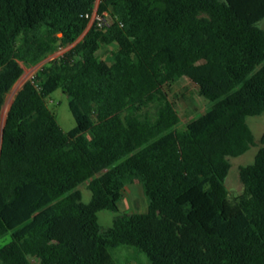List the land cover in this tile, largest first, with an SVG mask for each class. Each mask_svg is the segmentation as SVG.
<instances>
[{
  "label": "trees",
  "instance_id": "obj_1",
  "mask_svg": "<svg viewBox=\"0 0 264 264\" xmlns=\"http://www.w3.org/2000/svg\"><path fill=\"white\" fill-rule=\"evenodd\" d=\"M96 2L0 0V140L24 66L71 46L4 108L0 264H116L121 245L152 264H264V134L240 166L244 192L225 185L229 157L256 145L248 117L264 113V0ZM95 10L111 24L88 29ZM184 76L210 105L181 127L169 87ZM59 88L69 131L46 100ZM152 103L154 119L142 114ZM135 182L148 208L122 212ZM102 210L116 213L107 228Z\"/></svg>",
  "mask_w": 264,
  "mask_h": 264
},
{
  "label": "rangeland",
  "instance_id": "obj_2",
  "mask_svg": "<svg viewBox=\"0 0 264 264\" xmlns=\"http://www.w3.org/2000/svg\"><path fill=\"white\" fill-rule=\"evenodd\" d=\"M100 1L101 0H97L96 2L97 9ZM95 15H97V12L93 14V16ZM104 15L107 16L108 20H112L111 14L105 13ZM93 16L91 17L90 25H93L95 21ZM259 25L264 29V19L259 22ZM83 37L84 36H81L78 41ZM70 47L71 46L60 47L57 51L49 54L38 64L24 66V73L14 85L12 91L8 94L4 108L9 101L12 103L16 92L26 83V81L31 79L44 64L59 59L70 49ZM115 47V43L102 45V48L99 51L100 56L103 59H108ZM169 96L181 116V127H185L191 120L205 113L207 107L210 105V101L200 94L198 85L186 76L182 77L178 82L169 87ZM46 100L48 106L56 115L60 126L65 131H69L76 126L77 122L69 105L70 98L63 89L59 88L55 90L46 98ZM157 107V103L149 104L143 109L142 114L154 119L157 114ZM247 121L255 134L256 145H253L246 153L240 156L229 157L231 167L228 176L225 179V185L229 190L232 199H235L238 195L244 192V184L241 181L239 174L240 166L253 162L259 147L262 145L261 137L264 134V113L249 116ZM79 188L82 191V200L86 203L89 202L92 198V191L88 189L87 183L82 184ZM147 208L148 202L142 184L139 182L129 184L126 187L124 197L120 202V210L122 212H144ZM115 215L116 213L110 210L100 211L99 220L101 225L104 228L111 226ZM10 240V234L0 237V247L7 244ZM110 253L116 264H152L146 253L140 251L136 247L121 245L111 248Z\"/></svg>",
  "mask_w": 264,
  "mask_h": 264
},
{
  "label": "built area",
  "instance_id": "obj_3",
  "mask_svg": "<svg viewBox=\"0 0 264 264\" xmlns=\"http://www.w3.org/2000/svg\"><path fill=\"white\" fill-rule=\"evenodd\" d=\"M95 12H97V11L95 10ZM95 12H94V13H95ZM94 13H93V14H94ZM105 13H107V12H104V13L101 14V15H99L98 13H97V15H95V16L92 15V16L94 17V19H95L94 22H96V23L98 24V26L105 27V26H108V25L111 24L112 20H108V19H107V16L104 15ZM92 16H91V17H92Z\"/></svg>",
  "mask_w": 264,
  "mask_h": 264
},
{
  "label": "water",
  "instance_id": "obj_4",
  "mask_svg": "<svg viewBox=\"0 0 264 264\" xmlns=\"http://www.w3.org/2000/svg\"><path fill=\"white\" fill-rule=\"evenodd\" d=\"M90 24H89V26H88V29L90 28ZM87 29V30H88ZM87 32V31H86ZM86 32L82 35V36H84L85 34H86ZM17 93V92H16ZM16 95V94H15ZM15 97V96H14ZM14 99V98H13ZM12 102H13V100H12ZM12 104V103H11ZM11 106V105H10ZM8 114V113H7ZM6 117H7V115H6ZM6 117H3L2 116V136H1V140H0V153H1V143H2V139H3V129H4V126H5V123H6Z\"/></svg>",
  "mask_w": 264,
  "mask_h": 264
}]
</instances>
